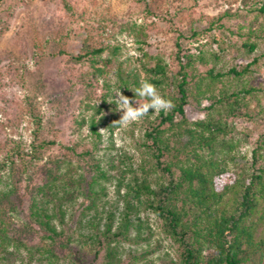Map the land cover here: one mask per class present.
<instances>
[{
	"label": "rangeland",
	"instance_id": "1",
	"mask_svg": "<svg viewBox=\"0 0 264 264\" xmlns=\"http://www.w3.org/2000/svg\"><path fill=\"white\" fill-rule=\"evenodd\" d=\"M261 1L0 0V264H101L103 243L93 245L88 235L102 231L110 214L112 231L117 229L127 184L145 179L155 190L177 177V168H172L173 175L163 167L175 161L172 151L159 164L156 147L146 137L148 121L160 114L149 109L140 121L116 122L120 113L109 100L119 88V62L138 73L140 84L145 77L142 60L152 65L158 58L175 70L178 54H192L194 79L203 69L200 48L219 50L222 60L216 69L221 71L231 66L241 70L258 55V68L241 80L225 81V87L245 83L260 91L246 97L247 112L230 122L225 142L211 156L226 172L210 174L220 190L236 176L248 183L257 167L264 172V111L256 101L264 106V13L257 10ZM244 43L254 44L255 50ZM99 47L102 72L91 66L90 51ZM106 83L112 91L107 97ZM223 84L218 81L212 88L217 91ZM208 103L202 99L186 106L187 122L217 117V108L203 110ZM93 117L100 137L91 132ZM174 121L183 127L179 114ZM178 131H169L176 137L171 145L177 147L188 139ZM200 153L209 155L205 149ZM177 158L178 164L189 163L192 155ZM97 165L105 176L94 183ZM151 197L144 195L129 214L133 223L140 221L141 238L129 226L126 236L113 241L119 264H183L189 234L172 236L165 218L147 204ZM233 197V192L226 193V206ZM34 199L62 214L61 219L52 218L64 232L54 243L30 215ZM247 222L254 227L258 249L242 264H264V195ZM201 250L203 260L214 252L208 243Z\"/></svg>",
	"mask_w": 264,
	"mask_h": 264
},
{
	"label": "trees",
	"instance_id": "2",
	"mask_svg": "<svg viewBox=\"0 0 264 264\" xmlns=\"http://www.w3.org/2000/svg\"><path fill=\"white\" fill-rule=\"evenodd\" d=\"M257 10L264 13V0L261 1ZM244 46H249V51L255 50L254 44L244 43ZM116 50L117 47H114V51ZM102 51L101 47L90 51L91 66L97 72L103 71V67L97 64ZM145 54L147 55V53ZM197 56L203 69L197 73L194 79L193 75L196 72L192 70L195 64L191 63L192 54H178V67L175 70L169 69L167 63L158 58H154L152 65L145 60L141 61L145 72L144 79L147 78L160 90L163 97L170 99L174 104V107L168 112H160L159 116L148 121L150 128L146 131V137L156 147L155 156L159 164H161L160 158L172 151L175 161H168L164 163L163 167L173 175L175 172L172 168H177L178 175L176 178L171 177L167 183H163L155 190L145 179L127 184L125 191L127 197H125V206L117 229L112 231V214H110L102 231L88 235L89 242L93 245L103 243L105 260L101 264H119V249L115 243L113 244V241L119 236H126L129 226L135 227L137 229L136 237L141 238V223L140 221L133 223L129 219V214L138 207L137 204L144 201L142 197L146 194L152 195V199L148 200L147 204L165 218L168 231L172 236L181 239L189 234L188 244H185L183 264H242L258 249V243L254 240L253 235L254 227L247 220L255 213L264 195L262 168L257 167L258 173L250 174L251 179L248 183L237 179L236 176L231 182L224 183L220 190L214 187L210 173L222 174L226 172L227 168L218 164L211 156L217 151V146L225 142L223 136L226 134L230 122L247 112V98L256 96V92L260 91L256 87L246 86L245 83H242L243 85L239 88L229 86V84L225 87V81L229 83L230 79L241 80L251 71V68H258L260 57L253 56L241 70L231 66L228 70L221 71L216 69V64L222 60L219 50L204 52L203 48H200ZM115 71L116 85L119 88L122 87V94L130 98L132 85L137 87L139 84L138 73L133 69H124L120 62L116 65ZM218 81L224 84L214 91L212 87ZM106 87L105 96L107 97L111 95L112 91L109 83H106ZM106 97L103 99L104 103ZM202 99L209 102L208 105L202 107L204 111H213L217 108L219 115L188 123L185 107L193 102L200 103ZM256 101L258 110L264 111L260 100L257 98ZM207 113L210 114V112ZM176 114L181 116L180 123L184 121L183 127L181 124L175 123ZM97 125L96 119L91 118L89 122L91 132L100 137ZM180 129L188 135V139L178 147L174 144L171 145L176 137L169 134V131H175L177 134ZM261 141H264V134ZM187 143L193 148L189 149ZM260 146L258 143L257 147L261 148ZM204 149L209 153L206 158L200 153ZM187 153L192 155V160L189 163L181 161L182 163L178 164L177 157ZM204 166H206V170H203ZM96 168L98 176L94 178V183L98 182L99 177L105 176L99 165ZM180 192L182 196L179 194ZM229 192H233L234 197L233 201H230V205L226 206L223 198ZM30 215L47 232L46 237L53 243L64 235L63 230L57 229L52 222V218L61 219V213L57 215L55 211H49L46 205L39 204L34 199L30 206ZM203 243L210 244L214 251L209 258L204 260L201 255Z\"/></svg>",
	"mask_w": 264,
	"mask_h": 264
},
{
	"label": "clouds",
	"instance_id": "3",
	"mask_svg": "<svg viewBox=\"0 0 264 264\" xmlns=\"http://www.w3.org/2000/svg\"><path fill=\"white\" fill-rule=\"evenodd\" d=\"M121 88L116 89L109 100V103L115 105L113 111L120 113V119L116 121L118 124L140 121L149 115V109L152 110L151 113L159 114L160 112H167L174 107L173 102L163 97L158 92L157 87L149 82L147 78L142 80L139 87L135 89L133 99L123 95L120 91ZM136 97H139L140 100H137ZM103 115L104 113L101 112L97 120Z\"/></svg>",
	"mask_w": 264,
	"mask_h": 264
}]
</instances>
